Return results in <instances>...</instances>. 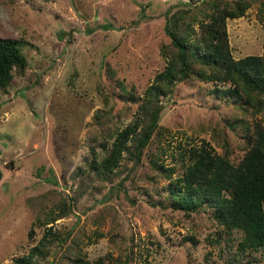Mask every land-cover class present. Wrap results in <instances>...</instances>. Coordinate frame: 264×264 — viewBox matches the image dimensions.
Segmentation results:
<instances>
[{"label":"rangeland","instance_id":"1","mask_svg":"<svg viewBox=\"0 0 264 264\" xmlns=\"http://www.w3.org/2000/svg\"><path fill=\"white\" fill-rule=\"evenodd\" d=\"M223 1L0 0V37L25 60L0 87V264L41 238L35 264H264V244L243 243V230L221 224L182 178L190 146L235 164L264 108L218 95L228 80L178 78L132 157L144 89L166 62V15ZM244 1L225 18L233 58L260 54L264 41V0ZM199 52L188 54L194 70ZM112 146L116 161L102 170Z\"/></svg>","mask_w":264,"mask_h":264},{"label":"trees","instance_id":"2","mask_svg":"<svg viewBox=\"0 0 264 264\" xmlns=\"http://www.w3.org/2000/svg\"><path fill=\"white\" fill-rule=\"evenodd\" d=\"M246 6L244 0H230L223 1L222 5L213 3L206 12L201 6H188L166 15L165 28L170 39L169 45L161 47L166 62L144 89L140 127L133 136L135 162L157 127L161 106L158 96L170 93L178 78L228 80L232 83L231 88L221 90L214 86L218 95L225 91L241 96L242 102L251 107V112L264 108V41L260 54L238 58L230 55L227 44L225 18L242 14ZM202 11L204 15L199 18L197 15ZM194 21L198 32L190 39L187 36L193 31L191 24ZM179 26L185 29L181 36L176 32ZM199 48L198 56L204 67L194 70L188 54L190 50L194 54ZM24 63L16 40L0 37V87L8 82L12 71L22 72ZM130 130L133 128L126 126L119 135L125 137ZM245 143L246 149L235 164L225 156L211 153L204 144L190 146L186 151L189 162L182 178L191 194L196 190L201 198L213 203L214 216L221 224L241 228L243 243L256 247L264 244V118L262 122L253 123L251 132L245 135ZM115 161L116 149L112 146L109 154L102 158V170H109ZM45 235L46 230L43 238ZM43 244L44 240L39 239L29 247L27 255L13 258L11 264H35Z\"/></svg>","mask_w":264,"mask_h":264}]
</instances>
